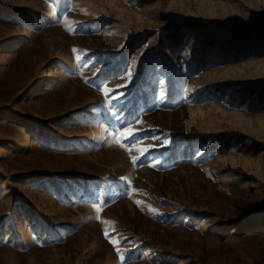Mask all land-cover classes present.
Segmentation results:
<instances>
[{"label": "rangeland", "instance_id": "obj_1", "mask_svg": "<svg viewBox=\"0 0 264 264\" xmlns=\"http://www.w3.org/2000/svg\"><path fill=\"white\" fill-rule=\"evenodd\" d=\"M263 17L0 0V264H264Z\"/></svg>", "mask_w": 264, "mask_h": 264}, {"label": "trees", "instance_id": "obj_2", "mask_svg": "<svg viewBox=\"0 0 264 264\" xmlns=\"http://www.w3.org/2000/svg\"><path fill=\"white\" fill-rule=\"evenodd\" d=\"M262 20L264 21V17H263L262 19H259L258 22L261 24V23H262V22H261ZM258 22H257V23H258ZM257 23L254 25V28H255L256 30L258 29V24H257ZM210 138H212V137H210ZM210 138H208V137H204V138L202 139V141H203L204 143H206V142L209 141ZM214 138H216V142L214 143V146H217L218 143H219L218 141H219L221 138H220V137H214ZM222 144H223L224 146H228V143H227V142H224V141H223ZM174 152H175V150H174Z\"/></svg>", "mask_w": 264, "mask_h": 264}]
</instances>
